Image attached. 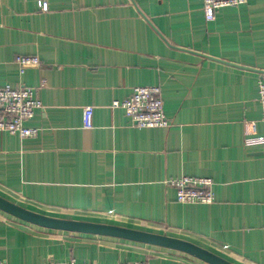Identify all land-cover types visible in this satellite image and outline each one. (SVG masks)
I'll use <instances>...</instances> for the list:
<instances>
[{"label":"crops","instance_id":"1","mask_svg":"<svg viewBox=\"0 0 264 264\" xmlns=\"http://www.w3.org/2000/svg\"><path fill=\"white\" fill-rule=\"evenodd\" d=\"M0 0V86L37 88L32 137L0 131V196L63 219L114 224L264 264V0ZM18 55L37 56L23 73ZM44 82L43 86L40 83ZM159 86L168 128H138L113 100ZM92 106V125L83 110ZM250 122H255L254 128ZM213 180L210 204L166 184ZM4 264H208L117 237L47 229L0 210Z\"/></svg>","mask_w":264,"mask_h":264},{"label":"built area","instance_id":"2","mask_svg":"<svg viewBox=\"0 0 264 264\" xmlns=\"http://www.w3.org/2000/svg\"><path fill=\"white\" fill-rule=\"evenodd\" d=\"M247 0H202V9L206 20L214 17L215 11L227 6H238ZM38 6L47 10L45 0H38ZM15 62L19 72L28 67L37 66V56L18 55ZM44 82L40 83L43 86ZM37 88L28 86H0V131L16 134L19 137H32L37 134V128L28 127L24 123L33 117L36 109L42 107L37 97ZM258 101L261 107L260 122L264 125V76L258 79ZM111 108H120L130 118L131 124L138 128H168L171 122L164 114L163 101L159 86H136L132 93L123 100H113ZM92 106L83 110V124L92 125ZM254 128L255 122H250ZM264 144V135L249 136L244 139L245 146ZM166 184L175 190L176 201L180 203L210 204L213 201V180L209 177L179 176L169 178ZM0 264L4 262L0 259ZM45 264H91L86 261L70 259L67 262L47 260ZM123 264H144L133 261Z\"/></svg>","mask_w":264,"mask_h":264},{"label":"water","instance_id":"3","mask_svg":"<svg viewBox=\"0 0 264 264\" xmlns=\"http://www.w3.org/2000/svg\"><path fill=\"white\" fill-rule=\"evenodd\" d=\"M0 210L22 221L47 229L117 237L177 250L198 258L208 264H234L229 260L187 240L114 224L47 216L19 206L1 196Z\"/></svg>","mask_w":264,"mask_h":264}]
</instances>
